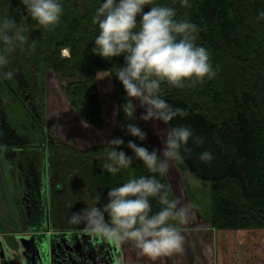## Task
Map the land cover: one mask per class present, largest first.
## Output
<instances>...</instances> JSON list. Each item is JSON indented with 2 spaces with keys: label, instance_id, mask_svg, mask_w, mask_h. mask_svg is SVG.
<instances>
[{
  "label": "trees",
  "instance_id": "1",
  "mask_svg": "<svg viewBox=\"0 0 264 264\" xmlns=\"http://www.w3.org/2000/svg\"><path fill=\"white\" fill-rule=\"evenodd\" d=\"M103 0H61L64 13L60 24L45 30L34 20L31 40L36 49L31 55L17 50L11 59V69L30 77L35 89L48 70L59 74L62 89L77 107L80 117L97 127L104 124L98 73L108 71L113 81V93L119 108L109 139L120 137L121 149L134 156L127 142L133 140L150 150L157 146L148 140L131 136L123 126L129 123L122 106L127 103L123 84L116 77L124 57L104 59L91 49L99 34L92 23L95 10ZM155 4L173 7L177 19H188L201 29L196 43L205 47L216 71L213 79L205 78L195 87L170 88L161 86V97L174 106L186 109L187 117H177L168 127L184 125L193 130L194 137L204 139L198 145L194 137L187 147L191 156L183 153V160L174 163L197 179L210 182L213 212L208 218L212 226L223 229L264 228V20L257 22L264 12V0H189V7L181 0H154ZM152 5H147L145 10ZM68 48L69 56L62 50ZM43 105L44 91L39 92ZM43 95V96H42ZM44 102V103H43ZM44 106V105H43ZM136 114V112H135ZM135 123L141 126L138 118ZM56 154L53 160L63 190L55 199L53 218L57 224L72 225V213L79 212L100 197L97 206L108 203L107 193L130 178L156 175L167 186L169 198L175 199L168 176L150 173L143 162L133 159L132 165L117 174L103 170L105 143L82 150L71 142L60 140L53 131ZM212 152L214 159L205 163L199 159L203 151ZM153 213L161 208L158 200L150 198Z\"/></svg>",
  "mask_w": 264,
  "mask_h": 264
},
{
  "label": "clouds",
  "instance_id": "2",
  "mask_svg": "<svg viewBox=\"0 0 264 264\" xmlns=\"http://www.w3.org/2000/svg\"><path fill=\"white\" fill-rule=\"evenodd\" d=\"M21 3L31 19L45 30L60 24L64 13L61 0H21ZM147 5L152 6L145 10ZM181 6L189 7V0H181ZM261 20L264 12L257 17V22ZM92 23L99 29L92 54L107 60L124 57V65L116 72L128 101L120 106L130 121L123 127L140 141H145L148 133L135 123L134 100L144 109L139 120L169 124L177 117H187L189 112L161 97L162 84L183 89L186 81L187 87H195L205 78L216 76L209 51L196 43L201 29L186 18L177 19L173 7L155 4L154 0H103L95 10ZM31 30L25 22L0 16V79L13 77L15 70L9 65L17 50L28 55L35 51L37 45L30 38ZM118 111L119 108L114 115ZM193 137L190 127L178 125L166 131L161 148L150 150L129 140L127 147L134 156L121 149L125 144L123 138L109 139L104 147L103 170L117 174L129 168L135 158L150 173L163 176L169 170L170 161L184 159L182 151L191 156L192 149L187 145ZM194 142L202 146L205 141L195 136ZM199 159L211 164L214 156L206 150L200 153ZM107 196L108 203L103 207L97 206L100 197L96 196L88 206L72 213L69 222L84 224L87 232L110 243L131 242L141 255L152 261L184 251L185 237L178 225L188 222L192 206L182 204L179 198L170 199L167 186L156 175L130 178L121 186L111 188ZM150 198L157 199L161 205L158 212L153 213Z\"/></svg>",
  "mask_w": 264,
  "mask_h": 264
},
{
  "label": "flooded vegetation",
  "instance_id": "3",
  "mask_svg": "<svg viewBox=\"0 0 264 264\" xmlns=\"http://www.w3.org/2000/svg\"><path fill=\"white\" fill-rule=\"evenodd\" d=\"M0 11V16L7 15L18 22L28 24L32 21L21 0H0ZM31 81L32 79L21 72L16 73L15 80L13 77L0 79V101L4 105V109H0V151L7 150V156L15 157L12 162L17 179L14 186H18L20 193V199L16 197L15 205L23 221L22 227L28 228L27 233L31 234L28 237L14 235L16 243L18 240L16 248H8L4 240L0 241L3 264H120L116 257L120 255L117 244L90 234L85 227L57 224L53 218L55 199L62 192L63 186L52 159L54 153L56 154L55 141L51 134H47L54 130L45 127L46 122L42 118L44 113L38 107L39 96L35 87L30 84ZM2 90L5 93L10 92V99H17L23 104L29 119L15 124V127L9 117L5 121L7 99L4 98ZM55 135L59 138L57 133ZM44 137V152L47 155L41 158L38 152L43 147L40 140ZM26 140L35 145L33 148H36L37 153L29 154L32 150L25 145L21 146ZM10 149L13 150L9 151ZM49 152H52V158H49ZM21 208L25 211L24 215ZM36 227L47 232H30L31 228ZM19 238H22L24 244L19 242Z\"/></svg>",
  "mask_w": 264,
  "mask_h": 264
},
{
  "label": "rangeland",
  "instance_id": "4",
  "mask_svg": "<svg viewBox=\"0 0 264 264\" xmlns=\"http://www.w3.org/2000/svg\"><path fill=\"white\" fill-rule=\"evenodd\" d=\"M62 54L64 56H69V49H63ZM98 74V86L104 114V124L102 127H97L93 124L87 123L80 117L77 107L70 101L69 97L62 89L63 79L59 74L48 70L44 77L42 76L40 78L38 88L36 90H39L40 93L44 91V96H42L45 99L44 102H46V105L43 102L44 106L41 108L42 100L41 104L38 100H36L40 106L38 104L37 105L44 113L42 118H44V121L46 122V129H53V132L56 131L55 133L58 134L60 132V134H62V139L59 138L60 140H66L65 142L70 141L75 144L73 139L75 140V137L78 136V139L91 138L95 144H97V141L99 142L100 140V144H103L105 143L104 138L106 135L110 133V131H113L117 117V114L114 115V113L117 112V106L113 93V81L111 75L106 76L110 74L108 71H100ZM15 78L16 76L13 75L14 80ZM29 79L31 78L29 77ZM30 84L33 86L32 81ZM4 91L5 90H2L3 96L7 99L5 109L6 114L4 115L5 121H8L9 117L11 124L15 127V124L17 125L22 120L29 119V116L24 109L23 104L17 99H10V92L5 93ZM33 92H31V94H34ZM10 100L12 102H9ZM133 102L137 105L135 112L137 118H139V116L144 112V109L139 107V101L134 100ZM0 109H4L2 102L0 103ZM140 121L141 120L138 119V124H140ZM141 123L143 124L141 126H143L145 129L147 127L148 129V140L157 146V148H161V141L166 131L169 129L168 124L155 121H141ZM51 137L54 140L55 137H53V135ZM43 140H45V137L44 139L40 140V143L43 147H41L38 152V155L41 158H45L47 155V152L46 154L44 152L46 149L44 147L45 142H43ZM23 145L29 147L32 150L29 154L37 153V151H35L36 148H33L35 145L31 143V141L26 140L21 146ZM15 146L21 147L20 145ZM12 150L13 149H10L9 151ZM48 156L49 158H52V152H49ZM10 159L13 161L15 157H12L11 155L7 156V150L0 151V241L4 238L7 243L6 246L10 248H16L17 243L14 235L17 233L16 229L20 227L21 222L19 220L20 212L18 207L15 205V201L16 197L20 196V193L18 191L19 189H17L18 186H14V183H16L17 179L13 171L15 170V166L12 169V161ZM173 162L174 161H170L169 166L173 164L174 168L177 169L171 170L169 167L168 180L171 185L174 197L175 199L179 198L182 204H190L192 206L190 209L188 222L182 225L190 224L197 227L205 222H210L208 218L213 212V196L210 182L201 181L193 175L185 173ZM18 199H20V197ZM21 209L24 215L25 211L23 208ZM74 227L81 228L85 227V225L80 224ZM25 231L24 235H31ZM34 231L47 232L46 230H41L38 227L31 228L30 232ZM17 258H19L18 255Z\"/></svg>",
  "mask_w": 264,
  "mask_h": 264
},
{
  "label": "crops",
  "instance_id": "5",
  "mask_svg": "<svg viewBox=\"0 0 264 264\" xmlns=\"http://www.w3.org/2000/svg\"><path fill=\"white\" fill-rule=\"evenodd\" d=\"M111 133L110 131L106 135L104 142ZM58 136L62 139L60 132ZM75 138L78 139V136ZM76 139H73V144L82 150L101 143L99 140L95 144L91 138ZM169 167L171 170L177 169L173 164ZM166 173L168 176V171ZM19 220L21 223L15 236L24 235L25 230L29 231L28 228L22 227L23 221L20 217ZM179 227L185 237L182 253L162 256L152 261L149 257L141 255L131 242H125L119 245L120 264H264V228L223 229L212 226L210 222L197 227L190 224ZM2 240L5 241L4 238Z\"/></svg>",
  "mask_w": 264,
  "mask_h": 264
},
{
  "label": "water",
  "instance_id": "6",
  "mask_svg": "<svg viewBox=\"0 0 264 264\" xmlns=\"http://www.w3.org/2000/svg\"><path fill=\"white\" fill-rule=\"evenodd\" d=\"M22 237H28V236H26V235H22ZM19 242H21V244H24V243L22 242V238H19ZM17 243H18V240H17ZM7 247H8V246H7ZM118 247H119V245H118ZM8 248H9V247H8ZM119 253H120V251H119ZM116 257H118V258H117V263H120L121 253H120L119 256H116ZM0 259H1V264H3V263H4V256H3V254L0 255Z\"/></svg>",
  "mask_w": 264,
  "mask_h": 264
}]
</instances>
